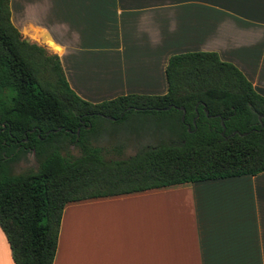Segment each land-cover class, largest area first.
Listing matches in <instances>:
<instances>
[{"label": "crops", "instance_id": "crops-1", "mask_svg": "<svg viewBox=\"0 0 264 264\" xmlns=\"http://www.w3.org/2000/svg\"><path fill=\"white\" fill-rule=\"evenodd\" d=\"M21 37L96 104L162 95L169 57L213 52L264 97V0H8ZM0 264H13L0 230ZM52 264H264V172L66 204Z\"/></svg>", "mask_w": 264, "mask_h": 264}, {"label": "trees", "instance_id": "trees-1", "mask_svg": "<svg viewBox=\"0 0 264 264\" xmlns=\"http://www.w3.org/2000/svg\"><path fill=\"white\" fill-rule=\"evenodd\" d=\"M164 76L162 95L85 102L0 0V230L13 264H52L68 203L264 172V97L234 66L213 52L181 53ZM132 112L156 119L159 141L107 158L91 144L92 119L122 122ZM27 155L35 168L13 173Z\"/></svg>", "mask_w": 264, "mask_h": 264}, {"label": "rangeland", "instance_id": "rangeland-1", "mask_svg": "<svg viewBox=\"0 0 264 264\" xmlns=\"http://www.w3.org/2000/svg\"><path fill=\"white\" fill-rule=\"evenodd\" d=\"M143 117L132 112L128 115V119L122 122L112 123L103 119H92L98 128L91 144L101 148L107 158L114 159L127 158L146 146L155 145L159 141V134L152 131L151 127L156 129L159 126L158 122L154 118H147V121H144ZM68 152L72 155L77 154L74 147H69ZM34 168L33 158L27 155L13 166V173Z\"/></svg>", "mask_w": 264, "mask_h": 264}, {"label": "water", "instance_id": "water-1", "mask_svg": "<svg viewBox=\"0 0 264 264\" xmlns=\"http://www.w3.org/2000/svg\"><path fill=\"white\" fill-rule=\"evenodd\" d=\"M108 120H112V119H110V118H107ZM181 120H182V118H181Z\"/></svg>", "mask_w": 264, "mask_h": 264}]
</instances>
